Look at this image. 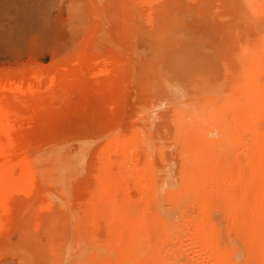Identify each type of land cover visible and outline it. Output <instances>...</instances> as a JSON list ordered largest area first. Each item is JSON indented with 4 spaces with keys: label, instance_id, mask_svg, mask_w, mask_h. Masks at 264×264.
Segmentation results:
<instances>
[{
    "label": "rangeland",
    "instance_id": "1",
    "mask_svg": "<svg viewBox=\"0 0 264 264\" xmlns=\"http://www.w3.org/2000/svg\"><path fill=\"white\" fill-rule=\"evenodd\" d=\"M261 262L264 0H0V264Z\"/></svg>",
    "mask_w": 264,
    "mask_h": 264
},
{
    "label": "bare ground",
    "instance_id": "2",
    "mask_svg": "<svg viewBox=\"0 0 264 264\" xmlns=\"http://www.w3.org/2000/svg\"><path fill=\"white\" fill-rule=\"evenodd\" d=\"M186 89V88H185ZM184 89H182V91H183ZM178 92V91H177ZM188 92V91H187ZM180 93V92H179ZM186 94V93H185ZM176 95V94H175ZM188 95V94H187ZM185 96V95H184ZM177 98H179V97H177ZM174 99V98H173ZM182 99V98H181ZM175 100H176V98H175ZM186 100V99H185ZM171 102V101H170ZM178 103V102H177ZM59 145V144H58ZM168 171V170H167ZM166 171V172H167ZM164 174V173H163ZM162 186H164V185H162ZM213 234V233H212ZM216 237V236H215ZM239 247V246H238ZM242 248V247H241ZM240 249V248H239ZM238 250V249H237ZM240 251H241V249H240ZM239 251V252H240ZM243 251V250H242ZM239 255H242V254H239ZM245 255V254H244ZM240 258V257H239ZM238 259V258H237ZM242 261V260H241ZM261 264H262V262H261Z\"/></svg>",
    "mask_w": 264,
    "mask_h": 264
}]
</instances>
